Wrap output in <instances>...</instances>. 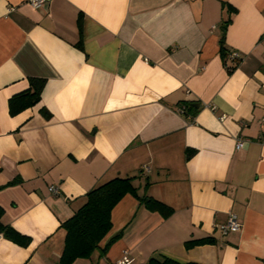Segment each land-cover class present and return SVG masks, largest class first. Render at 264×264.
Returning a JSON list of instances; mask_svg holds the SVG:
<instances>
[{"label":"crops","instance_id":"crops-1","mask_svg":"<svg viewBox=\"0 0 264 264\" xmlns=\"http://www.w3.org/2000/svg\"><path fill=\"white\" fill-rule=\"evenodd\" d=\"M29 77L45 79L40 99L11 115ZM114 177L172 213L125 194L71 264H264V0H0L1 221L30 237L1 236L0 264H59L61 223ZM229 213L241 227L223 234Z\"/></svg>","mask_w":264,"mask_h":264},{"label":"trees","instance_id":"trees-1","mask_svg":"<svg viewBox=\"0 0 264 264\" xmlns=\"http://www.w3.org/2000/svg\"><path fill=\"white\" fill-rule=\"evenodd\" d=\"M229 20L225 21L223 33L220 38L219 52L228 72L232 71L238 62L228 59L224 46L225 29ZM231 61V62H229ZM45 85V79L41 77H29L27 89L13 94L8 100V110L15 115L22 110L34 105L40 99V94ZM191 152L187 153L189 157ZM148 182L145 184V188ZM132 194L137 198L139 204H143L151 211L158 212L164 217L172 213L171 207L155 200L147 194L139 195L131 177H114L107 180L86 193L85 202L67 220L61 223L65 231L64 243L59 264H71L78 258H91L93 252L100 248L99 244L112 227L111 211L125 194ZM4 209L0 206V235L21 246L30 243V237L22 234L11 225L4 224L1 217ZM116 238L112 237L101 250L104 252L109 244ZM212 237H206L186 242L190 247L196 244L213 242ZM141 264H202L197 262H178L165 256H152Z\"/></svg>","mask_w":264,"mask_h":264},{"label":"built area","instance_id":"built-area-1","mask_svg":"<svg viewBox=\"0 0 264 264\" xmlns=\"http://www.w3.org/2000/svg\"><path fill=\"white\" fill-rule=\"evenodd\" d=\"M28 1L33 7H38L46 0H28ZM227 57L231 61L238 62L240 59V54L236 51H232L227 54ZM185 111H186L185 105L179 107L180 113H185ZM219 119L223 121L225 119V116L221 115ZM245 143H247V140L237 138L235 141V148L240 149L244 146ZM48 190L54 195L59 193L58 188L55 185H50L48 187ZM215 227L218 228L221 231V233L226 234L229 231L239 230L241 227V223L238 221V218L234 213H229L226 221H224L223 223L215 224ZM112 264H131V262L127 259L126 256H123L121 259L116 260Z\"/></svg>","mask_w":264,"mask_h":264}]
</instances>
